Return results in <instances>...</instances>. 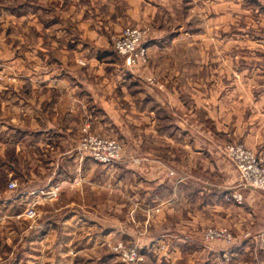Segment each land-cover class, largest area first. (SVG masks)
I'll use <instances>...</instances> for the list:
<instances>
[{
    "label": "rangeland",
    "instance_id": "obj_1",
    "mask_svg": "<svg viewBox=\"0 0 264 264\" xmlns=\"http://www.w3.org/2000/svg\"><path fill=\"white\" fill-rule=\"evenodd\" d=\"M219 1L221 2H211L209 5L215 6L216 10L223 5L222 0ZM223 1L230 14L229 20L240 21L238 24L242 25L241 32L252 31L253 34L264 37V13H256L264 9V0L250 3L247 0ZM152 2L157 1L151 0L148 5L151 8ZM137 3L138 0H0V264H104L106 258L109 261L111 259L109 263L106 260V264H143L145 258L148 264H157V258H167L173 239H166L168 241L165 240L160 249H150L151 256L142 253V239L130 237L108 240V248L98 249L95 254L75 255L70 250L78 241L73 232L82 229H78L74 223L63 226L65 232L70 233L69 239L64 243L65 248H54L57 239L45 238L46 233H41L46 231L48 221L54 220L58 225L60 216L77 209H74V202L83 206L84 201L88 200L97 202L94 208L89 209L93 210V215L101 222L98 224V232L102 226H110L108 221L111 222V218L124 222L128 219L130 222L127 224L112 221L113 226L123 225L127 230L143 234L147 241L158 231L177 230L172 227L174 225L180 231L189 227L194 235L193 243L186 241L182 246H177L181 252L177 259H173L175 264H264V237L249 241L248 237L252 236L250 231L236 233L237 223L234 220L239 212L241 216L248 217L249 210L244 207L247 199L257 198L258 195L264 198V189L248 187L242 183L232 155L233 146L240 144L233 142L231 136L234 114L238 112L235 111L237 104L249 103L256 98L264 101V96L237 94L231 90L233 87L248 90L257 85V80L243 77H249L245 72L251 67L250 61L241 65L232 62L235 56H241L245 60L255 56L250 53L252 45L245 36L241 43L230 40L200 42V36H196L194 38L198 42L191 43L188 48L184 39L186 34L181 29L179 32L181 31L182 38L176 45L170 46V42H175L169 38L176 24L174 15L179 17L177 23L183 24L186 19L184 4L193 6L196 13L200 12L202 3L177 0L178 6L170 9L169 0L163 1L164 9L156 10L153 27L135 24L137 22L128 19V13L132 18ZM59 4L62 5L61 10L80 11L83 31L93 32L96 29L98 32V46L89 44L93 42V38L89 41V38L82 37L83 55L80 67L75 71L80 74L93 73L92 87H100L99 93L102 96L99 98L105 97L101 88H109L115 92L112 98L117 100L120 107L119 111L110 112L115 125H112L110 117L97 111L94 124L84 127L81 124L84 125L85 117L81 115L78 122L80 126L75 129L68 127L65 133L78 136V142H68L61 146H58L57 139L45 140V134L36 133L34 128L39 125L38 128L41 129L38 130L47 129L44 122L37 120H45V123H49L50 119L56 120L61 111L57 109H66L65 101L58 104L55 102L56 93L41 91V84H35V90L28 80L36 72L40 74L46 70L57 71L70 67L64 63H61L63 66L55 65L59 63L56 45L60 42L56 35ZM240 8L246 10L245 15L235 18L233 10ZM247 9H251L252 14ZM159 26L162 28H158ZM226 29L229 37L233 38V28ZM127 30L140 34V41L146 47L145 61L141 60V64L129 55L133 52L124 55L116 47ZM209 38L217 39V33ZM152 41L163 42L165 47L161 49L157 46L156 51L153 49L151 54L149 45ZM95 48L98 49L100 58L93 57L95 60L88 62V51ZM105 50L109 53L102 54ZM104 54L108 55L103 57ZM130 57L134 61L128 63ZM234 68L241 70V80L234 79L232 75L225 79L218 77L220 70L228 72ZM139 69L152 74L155 70L160 74L158 78L152 77L146 81V85L157 87L160 93L168 89L163 82L169 79L172 71L192 73L188 79L182 78L173 84L177 90H188L187 94H181L187 113L180 111L175 114L162 109L157 114L156 127L152 126L151 129L147 125L148 117L140 119L139 116L143 94L135 96L133 109H129L128 104H122V87L129 88L133 94L144 89L145 81L137 76L126 77L128 72L137 73ZM94 72L100 73L96 75L99 77ZM107 75L106 80L100 77ZM48 98H52L49 103L46 102ZM148 104L151 105L152 102ZM174 121L181 125V130L170 128L169 125ZM217 131L226 132V135L223 138L215 137L220 141L211 140L209 143L205 140L207 136H215ZM153 133L156 134L154 138ZM54 137L56 136L50 138ZM91 138L119 146L120 157L114 156L109 163L96 161L88 145ZM192 138L195 141L191 142ZM97 148L96 154H103L104 151ZM199 149L210 151L211 156L204 152L197 154ZM248 150L259 156L250 148ZM62 152H66V159L59 157ZM73 153L77 156L72 155ZM145 153L165 161L164 164L172 169L170 176L184 179L186 183L177 193V202L176 198L171 203L167 202L170 196L163 195L161 201L168 203L165 205L169 211L167 214L172 212L169 215L171 220L165 226H152L153 223L157 225L156 222L160 220L161 207H148V210L139 203L133 204L123 188L122 174L125 169L122 164L131 161L139 165L137 156ZM130 155L135 158H129ZM61 169L68 175L74 176L76 172L77 186L67 188L66 191L59 186L57 181ZM234 178L238 189L234 188ZM131 179L138 181L137 177ZM90 180L91 185L88 183ZM136 193L131 197L138 195ZM150 200L155 198H147L145 203L148 204ZM110 202L114 203L111 207H106ZM258 214L260 218H264V212L259 211ZM219 220L226 222L220 224ZM197 221L203 225L193 230L190 223ZM144 222H147V229ZM57 225L52 231L57 232L60 224ZM246 225L249 226V222ZM222 232L225 235H220ZM247 240L248 243L245 244ZM46 244L52 248L49 252L45 251ZM130 246L138 247V259L135 261L127 256ZM243 246L246 247L243 252L234 250L235 247Z\"/></svg>",
    "mask_w": 264,
    "mask_h": 264
},
{
    "label": "crops",
    "instance_id": "obj_2",
    "mask_svg": "<svg viewBox=\"0 0 264 264\" xmlns=\"http://www.w3.org/2000/svg\"><path fill=\"white\" fill-rule=\"evenodd\" d=\"M157 2H152V8L148 5H150L151 0H138L137 6L135 4V8L133 9V14L131 15L132 18L130 17V13H128V19H131L132 22H137L135 24L139 25H147L149 27H153L154 22L153 20L155 19V13L156 10H163L164 9V4L163 1L166 2L167 0H160L161 2H158V0H154ZM177 0H169L170 4V9H173L174 7L178 6L176 5ZM192 2L194 1H199L202 3L201 10L200 12L196 11V13L193 10V6H183L185 8V22L183 24L177 23L179 17L175 14V28L174 31H172L170 38V41L175 42H170V46L176 45V42H178L179 39L182 38V33L179 30L184 29L185 35V44L188 48H190V44L193 42H198V39L195 40L194 37H199L200 36V42H229L232 41L233 43H241L243 41V36L246 37V39L249 41L250 45V53L255 54L252 55L253 57L250 58V60H245V58L241 56H235L233 59V63L235 65L238 64H246L247 61H250L251 67L249 68V71H246L245 73L249 75L243 76L244 78H249V79H255L257 80V85L252 86L248 90L242 89L241 87H233L231 90H233V93L237 94H251V95H256V96H264V37L261 36L260 34H253L252 31L249 33H244L241 32V24L240 21L234 20L231 22L228 18L229 13H227V6L225 5L226 3L223 2V5L221 8H218L215 10V6L211 7L209 4L213 2L214 4L220 3L221 1L219 0H191ZM240 1V0H238ZM249 3L251 1L259 2V0H247ZM193 4V3H192ZM259 5V4H257ZM58 21H57V39L58 43L57 45V53H58V60L59 63H56L55 65L57 66H63V64H69L70 67L63 68V69H58L57 71L53 70H46L39 73H34L32 74V79H28L31 81V85L33 86V89H37L35 87V84H41V91H46L48 90L49 94L56 93V101L58 104L62 101H65L66 104V109H57L60 111V114L58 116L57 114V119H50L49 123H45V120L37 122H44V126L47 127L45 130H38L41 128H34L36 130V133H43L44 139L52 141L54 139H57L58 141V146L61 145H66L68 142H72L73 144L78 142V136L76 135H67L65 134L67 131V128H73L75 129L76 127L80 126L79 125V119L81 115H84V125L81 124V126H88L91 127L94 124V120L96 119L95 113L97 111H102L105 116L110 117L112 125H115V120L113 117H111L110 112H116L120 110V107L117 105V100L113 99L112 97L115 96V92L109 88H101V92L103 91L105 93V97L99 98V96L102 94L99 93V88L100 87H92L93 81L91 75L93 73H85V74H80L79 72H76L75 69L79 68L80 60L82 59L83 55V42H82V37H87L89 38V44L91 45L92 43L95 46H98L100 42H96L97 37H98V32L96 29L95 31H90L87 32L85 29L83 31V25L81 26L80 23V17L79 13L80 11L78 10L76 12L75 10H61L62 5L59 4L58 6ZM211 7V8H210ZM163 8V9H162ZM249 10L248 13L252 14L251 9ZM154 11V12H153ZM165 11V10H164ZM171 11V10H170ZM264 9L261 10L260 13L263 14ZM235 18H240L238 17L241 15H245L246 10H233ZM195 13V14H194ZM194 14V15H193ZM130 17V18H129ZM173 13L170 14V20L171 23L173 22ZM251 27V25H249ZM227 27L233 28V33L235 34L233 38H230V34H227ZM158 28H162V26H159ZM263 30V29H261ZM257 31V30H256ZM217 33L218 38L217 39H210L209 37L213 33ZM63 36V39H62ZM52 37V36H51ZM67 39V40H66ZM228 39V40H227ZM245 39V38H244ZM63 41V42H62ZM156 41V40H153ZM150 43V52L153 53V49L155 50L157 46H159L161 49L165 47L162 43L163 42H153ZM104 44V43H103ZM242 45V44H241ZM234 48L236 47L235 45L233 46ZM235 50V49H234ZM107 50L103 51V53H109L106 52ZM156 51V50H155ZM98 49L95 48L94 50L88 51L90 53L89 58L87 59L88 62L95 60L94 58L98 59L100 58V55L98 53ZM101 54V55H102ZM99 55V56H98ZM108 54H104L103 57L107 56ZM151 56V55H150ZM94 57V58H93ZM225 59V58H224ZM242 59V60H241ZM226 63V60H225ZM225 63L223 62V68L225 67ZM141 71H144L143 73ZM240 71L238 69H235L233 71H223L220 70L218 72V77L219 78H231L229 76H233L234 79H240ZM139 72L140 75H139ZM139 72L137 73H130L126 75L128 78H132L137 76L138 78L141 79V81H149L152 77L153 78H158L160 75L157 71H153V74L146 73V71L143 69H139ZM100 73L94 72V75H99ZM192 73H185V72H178V73H173L170 74L169 79H167L165 82L166 89L163 92L160 93V90L158 88H154L151 85H146L147 82L144 85V89L141 90L140 92L134 94L129 90V88H124L122 87V98H123V103L124 105L128 104L130 107L129 109L132 108V102H134L135 96H141L143 94V98L141 100V108L139 109V116L140 119H143L145 117H148V124L146 121V124L148 127L151 129L152 126L156 127L157 124V114L159 111H162L164 109L165 111H172L175 112V114L180 111H185L187 113V108L185 106V103L181 100V94H187L188 90L187 89H179L177 90L176 87L173 86L175 85L180 79L185 78L188 79ZM99 77V76H96ZM102 79L106 80L107 76H100ZM120 79V78H118ZM260 79V80H259ZM241 80V79H240ZM259 80V82H258ZM122 81V80H121ZM124 83V82H121ZM256 84V83H255ZM192 85V83H191ZM112 88V87H111ZM106 89V90H104ZM224 89V88H223ZM246 90V91H245ZM136 93V94H135ZM65 96V98H63ZM52 98H48L46 102H51ZM54 101V100H53ZM152 102V104H148ZM150 105V106H149ZM56 107V106H54ZM53 107V108H54ZM38 108V107H37ZM52 108V109H53ZM234 118H233V125H232V134L233 136V142L235 143H240L244 144L246 147L250 148L253 150L255 153H257L260 157L264 159V101H262V98H256L254 101L249 102V103H240L237 104V107L235 108ZM64 121V122H62ZM172 119V117H171ZM182 120V119H181ZM38 124V123H37ZM181 124V123H180ZM178 122H173L171 123L170 128L171 129H176V130H181L182 127L179 125ZM58 126V127H57ZM33 130V131H34ZM69 131V130H68ZM72 131V130H70ZM69 131V132H70ZM155 133V132H154ZM153 133V138L156 137V134ZM56 136L54 138H50L53 136ZM223 135H226V132H216L215 136H205V140L211 142V140L214 141H220V139H216L215 137H222ZM50 136V137H49ZM172 138V136H171ZM223 138V137H222ZM231 139V138H229ZM195 141L193 138L191 142ZM197 154L204 152L206 155L211 156V152L204 150V149H199L197 150ZM75 152V151H74ZM74 156H77L76 153L72 154ZM73 156V157H74ZM140 156V157H139ZM137 156V158L140 160L138 163L139 165L133 164L131 161H126L124 162L125 164H122L123 169H125V173L122 174V183H123V188L126 190V196L129 197L130 201L134 203H139V205L142 208H154V207H161L162 208V213L160 214L159 218L160 220L156 223L152 224L153 227L155 226H165L169 219V215L172 214L170 212L167 214V208L165 207L167 202L172 199L176 198L177 202V193L181 191V189L186 185L185 181L181 180L180 178L177 179L175 177L170 176V171L172 170L168 166L164 164L165 161L159 160L157 157L152 156L151 154L145 153ZM59 157L66 159V152H62L59 154ZM125 157V155H124ZM127 157V156H126ZM135 158L133 155H130L129 158ZM163 162V163H162ZM136 163V162H134ZM166 163V162H165ZM59 176L60 178L58 179L57 183L59 186H62L65 188L64 191L67 190V188L72 189V187L77 186L78 183V178L77 174L75 172L74 176L73 175H68L67 172H63L62 169L59 170ZM177 176V174H176ZM133 177H137L138 181L135 182ZM131 179V180H130ZM186 179V178H185ZM89 185L92 184L91 180L88 182ZM234 188H237V180L234 178ZM238 189V188H237ZM137 194L135 197L133 196V193ZM163 195L170 196L167 202H163ZM258 195V194H257ZM255 197V195H253ZM147 198H155V200H150L148 204L145 203V199ZM157 200V201H156ZM128 201V200H127ZM156 201L155 203H153ZM96 201L88 200L84 201V205H77L73 204L76 209L75 211L70 210L67 214H63V216H60V226L57 229V232L52 231L54 227H56L57 223L53 222L54 220H49L48 221V226L46 231L41 232L43 235L46 233L44 236L45 238H54L57 239V242L54 245L57 246V249L65 248V242L69 239L70 233L65 232V228L63 226H67L68 223H74L78 229H82L80 231H75L73 232V235L75 239H78V243L76 242L75 245L70 249L72 250L73 254L75 255H90V254H95L98 249H103L104 247L108 248V240L112 241L114 239L118 238H138L143 240V244L141 245L142 247V253L147 254L148 256H151V251L150 249H155L159 248L160 245L164 244L166 239H173V244L171 245V248L169 249L168 253V260L162 259L161 257L156 259L157 264H175L174 258H178L180 255V250L178 249L177 246L180 247L182 246L183 243L185 244L186 241L189 243H193L192 239H194L193 233L190 231L191 229L189 227H185L183 231H180L178 226H172L176 228L177 230H169V229H164V231H158L157 234L154 236L150 237L149 240H145V237L143 234L140 233H134L131 230H127L121 226H113V222H120L123 224H127L130 222L128 219L124 222L120 219H110L108 223L110 226L106 225V227L102 226L100 228V232L97 231L98 224L101 223L99 222L98 218L93 215V210L89 208H94L95 207ZM114 202L107 203L106 207H111V204ZM153 203V204H152ZM248 204V206H247ZM127 206V205H126ZM65 207H71L65 205ZM245 208L247 207L249 210V215L248 217L246 216H241L240 214H237V217H235V222L237 223L235 232L237 231L239 233H242L245 230L250 231L252 234L251 237H248L249 241H254L258 240L259 238L264 237V218H260L258 212H264V198L260 195L257 196V198L254 199H247L245 202ZM151 210V209H150ZM82 213H81V212ZM89 211V215H87V212ZM95 212V211H94ZM84 213V214H83ZM146 220V219H145ZM113 221V222H112ZM220 224L225 223L226 221H220ZM249 222V226L246 225ZM103 223V222H102ZM107 223V221H106ZM147 225V222H144L143 224ZM58 224V225H59ZM57 225V226H58ZM145 225L146 229L147 226ZM190 227H193V230H196L198 226H202L203 223L200 221H197L196 223L191 222ZM187 226V225H186ZM250 229V230H249ZM144 232V230H143ZM145 233V232H144ZM198 236V234L196 235ZM195 236V237H196ZM64 240V241H62ZM248 240L245 242V244L248 243ZM168 241V240H166ZM176 246V247H175ZM143 247L145 249H143ZM43 248H45V245H43ZM241 248V249H240ZM237 248L235 247L234 250L237 252H243L245 251V246ZM240 249V250H239ZM52 250L47 244L45 251L49 252ZM99 251V250H98ZM105 262L104 264L108 263L110 261L106 258L104 259ZM107 260V261H106ZM147 259L145 258V262L143 264H148ZM77 264V263H76ZM91 264V263H89Z\"/></svg>",
    "mask_w": 264,
    "mask_h": 264
},
{
    "label": "built area",
    "instance_id": "obj_3",
    "mask_svg": "<svg viewBox=\"0 0 264 264\" xmlns=\"http://www.w3.org/2000/svg\"><path fill=\"white\" fill-rule=\"evenodd\" d=\"M140 39V34H134L130 30H127L124 35L119 39V42H117L116 47L124 55L133 52L129 55H131L135 59V61L140 62L141 64V60L145 61L144 57L146 55L145 53L147 52V50L146 47L140 41ZM132 57L128 59V63L134 61ZM88 145L90 146L91 153L93 157H95L94 159L96 161L109 163L113 161L112 158L114 156L120 157V147L112 143L97 141L91 138L89 139ZM97 147H100V149L104 151L103 154H96V151H98ZM232 151V155L234 156V164L239 171L242 183L244 182V184L248 187H254L256 189L258 188L263 190L264 160H262L259 156H255L252 151L246 148L244 144H235L233 146ZM220 235H225V233L222 232L220 233ZM137 251L138 247H129L127 256L131 257L130 260L135 261L138 259Z\"/></svg>",
    "mask_w": 264,
    "mask_h": 264
}]
</instances>
